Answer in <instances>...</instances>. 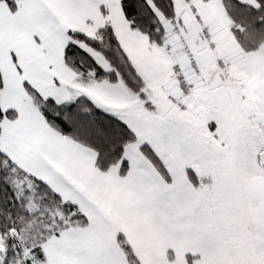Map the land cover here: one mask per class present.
Returning a JSON list of instances; mask_svg holds the SVG:
<instances>
[{"label":"snow or ice","instance_id":"obj_1","mask_svg":"<svg viewBox=\"0 0 264 264\" xmlns=\"http://www.w3.org/2000/svg\"><path fill=\"white\" fill-rule=\"evenodd\" d=\"M0 264H264V0H0Z\"/></svg>","mask_w":264,"mask_h":264}]
</instances>
